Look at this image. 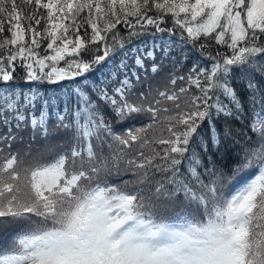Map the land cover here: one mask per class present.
Instances as JSON below:
<instances>
[{
    "label": "snow or ice",
    "instance_id": "6c2138e0",
    "mask_svg": "<svg viewBox=\"0 0 264 264\" xmlns=\"http://www.w3.org/2000/svg\"><path fill=\"white\" fill-rule=\"evenodd\" d=\"M25 131L62 134L56 158L14 152ZM9 230L0 264H264V0H0Z\"/></svg>",
    "mask_w": 264,
    "mask_h": 264
},
{
    "label": "trees",
    "instance_id": "16d2710c",
    "mask_svg": "<svg viewBox=\"0 0 264 264\" xmlns=\"http://www.w3.org/2000/svg\"><path fill=\"white\" fill-rule=\"evenodd\" d=\"M43 11V10H41ZM155 13H150V15H154ZM167 27H172V20L171 18L167 19V23H166ZM90 31V30H89ZM5 36H7V32L4 33ZM186 35V33H185ZM202 42H206L207 44L210 45L211 49L213 51H220V52H227L228 50L215 43V41L212 40H207L204 41L202 38ZM137 43H139V41H137ZM47 46V41H43L42 42V48L40 49L41 54H44V49H46ZM190 48V56H196L198 58V54L195 53V50ZM50 54V53H49ZM71 59V58H70ZM192 59H190L187 64L186 67L181 69L182 72H186L188 67H191L192 64ZM204 62V61H202ZM62 64H64L63 61L60 62V64L58 66H61ZM107 71V69H106ZM15 75V84L17 86H19L22 89H27L28 88V84L25 82V72L23 69L17 68L16 72L14 73ZM93 79H96L98 76V73H93L91 74ZM67 83V82H65ZM42 88L47 87L49 94H52L53 91L56 92V94H60L61 90L60 89H54L51 86H46V85H42ZM160 90H164L163 87L160 88ZM190 92H195V89L192 88L190 89ZM162 106H168V107H172V102L169 101H165L164 104ZM247 107V105H246ZM143 117H140L136 120H129L126 121L124 125H119L118 127L120 128H124V127H129V128H135L140 126L143 123ZM252 119V114L249 112L247 115V118L243 121V122H235L232 125V129H233V135L243 141L244 137L241 135L242 132H248V134L252 137V141H257L258 137L251 133L248 129V124ZM165 126L163 123L160 124L159 126H157V128H155L153 130V133L155 136L160 137H167L169 134L166 130V127L164 129V132H161L160 127ZM54 125H50V129L53 128ZM23 140L21 142H17L16 144L13 145V151L14 152H18L20 156L25 157V153H29L28 156L25 157V159L32 165H36V164H43V163H48V162H52L56 156L59 153V149L56 147V145L63 139L62 134H53L50 135L47 139L42 138L40 136H37L35 140H30V132L29 131H25L23 134ZM257 143H253L252 147L256 148L259 145ZM228 147L232 148V147H236L237 149L239 148V145H232L231 142L228 143ZM224 149H221V154L223 153ZM233 156L236 155V152L232 153ZM249 171L250 170H245L244 172H241L238 176L235 177V179H233L231 182L226 183L225 187H224V191L227 193L229 192L233 185L237 184L239 181H241L244 177H247L249 175ZM128 176H125L124 179H128ZM110 179L113 182H117L119 178L112 176L110 177ZM128 189L130 190L132 185H128L127 186ZM160 211L163 215L166 216H174L177 213H179L181 211L180 208H169L167 210H158ZM10 235V230L7 232H0V244H4L5 242H7L8 237Z\"/></svg>",
    "mask_w": 264,
    "mask_h": 264
},
{
    "label": "rangeland",
    "instance_id": "374dc122",
    "mask_svg": "<svg viewBox=\"0 0 264 264\" xmlns=\"http://www.w3.org/2000/svg\"><path fill=\"white\" fill-rule=\"evenodd\" d=\"M67 59H70V58H67ZM61 66L66 67L65 64H62ZM46 71H47V69H46ZM164 129H165V126L160 127L161 132H164ZM256 145H257V144H256ZM258 147H259V146H258Z\"/></svg>",
    "mask_w": 264,
    "mask_h": 264
}]
</instances>
